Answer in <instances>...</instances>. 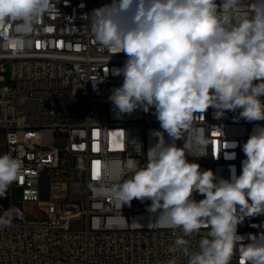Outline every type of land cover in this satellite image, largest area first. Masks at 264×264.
<instances>
[{
    "label": "built area",
    "instance_id": "obj_1",
    "mask_svg": "<svg viewBox=\"0 0 264 264\" xmlns=\"http://www.w3.org/2000/svg\"><path fill=\"white\" fill-rule=\"evenodd\" d=\"M53 3L58 10L22 37L23 47L11 42L20 37L15 25L0 35V155L11 154L24 165L19 181L0 196L9 206L0 205V216L12 217L7 227L0 226V264H166L173 257L187 264L170 251L182 232L160 226L157 214L148 211L150 200L134 199L120 210L110 194L96 191L130 177L129 158L143 166L157 142L153 132L162 131L154 109L118 115L109 100L123 82L111 69L122 67L126 56L102 50L86 17L110 0ZM216 111L210 107L194 121L205 145L195 144V132L189 137L191 151L206 155L186 156L202 171L229 179L230 166L240 174L242 145L264 121L248 122L239 109L219 118ZM186 135L177 146H184ZM164 138L171 142L167 133ZM232 153L235 159L226 158ZM15 188L22 190L21 200L13 199ZM25 203L41 207L42 219L29 218ZM77 219L80 227H72ZM237 231L245 244L249 234L264 233V214L245 217ZM207 232L186 237L190 247L196 249ZM232 264H241L238 251Z\"/></svg>",
    "mask_w": 264,
    "mask_h": 264
},
{
    "label": "clouds",
    "instance_id": "obj_2",
    "mask_svg": "<svg viewBox=\"0 0 264 264\" xmlns=\"http://www.w3.org/2000/svg\"><path fill=\"white\" fill-rule=\"evenodd\" d=\"M57 10L53 0H0V35L15 25L20 37L11 42L23 47L22 37ZM86 19L102 50L126 56L122 67L111 69L123 77L109 96L117 114L154 109L162 129L153 132L157 142L143 166L129 158L132 175L96 191L110 194L120 210L134 199L150 200L157 223L182 232L170 251L187 264H232L237 251L241 264H264V233L249 234L245 244L237 231L245 217L264 214V126H254L242 145L241 172L230 166L229 179L202 171L186 156L206 155L191 151L189 137L195 132V144H206L203 129L193 125L210 107L217 118L239 109L248 122L264 121V0H110ZM185 135L184 146H177ZM23 167L20 158L0 155V196L19 181ZM11 218L10 212L0 216V226ZM201 229L207 235L192 249L186 237Z\"/></svg>",
    "mask_w": 264,
    "mask_h": 264
},
{
    "label": "rangeland",
    "instance_id": "obj_3",
    "mask_svg": "<svg viewBox=\"0 0 264 264\" xmlns=\"http://www.w3.org/2000/svg\"><path fill=\"white\" fill-rule=\"evenodd\" d=\"M12 196L14 200H21L22 199V190L20 188H15L12 191ZM1 207L4 209H8V203L6 201H1ZM24 211L28 215L29 218H40L42 219L43 213L41 211V207H39L36 203H25ZM82 222L81 219L74 220L72 222V227H80V223Z\"/></svg>",
    "mask_w": 264,
    "mask_h": 264
}]
</instances>
